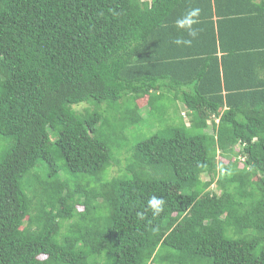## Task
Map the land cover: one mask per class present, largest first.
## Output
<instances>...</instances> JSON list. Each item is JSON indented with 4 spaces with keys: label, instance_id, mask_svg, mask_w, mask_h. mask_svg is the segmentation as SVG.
Listing matches in <instances>:
<instances>
[{
    "label": "trees",
    "instance_id": "obj_1",
    "mask_svg": "<svg viewBox=\"0 0 264 264\" xmlns=\"http://www.w3.org/2000/svg\"><path fill=\"white\" fill-rule=\"evenodd\" d=\"M0 136V264H264V0H0Z\"/></svg>",
    "mask_w": 264,
    "mask_h": 264
},
{
    "label": "rangeland",
    "instance_id": "obj_2",
    "mask_svg": "<svg viewBox=\"0 0 264 264\" xmlns=\"http://www.w3.org/2000/svg\"><path fill=\"white\" fill-rule=\"evenodd\" d=\"M146 104H147V97H144L137 101V105L140 108V113L143 119L138 125L132 127L131 129L127 131L130 145H135L138 142L146 140L152 134L156 132H160L165 127V124H166L164 122L162 123L157 122L156 118L159 117L160 115L166 119L171 117V119L173 118V120L175 121L179 119L178 115H180L182 119L184 120L185 124L188 125V118L186 114L187 109L185 108L184 104L178 103V114H176L174 113V111H172L173 110L172 103H170V101H164L161 105L164 107V110H166V112L157 111L155 115L149 114V112L147 111L149 109L146 106ZM88 107L89 106L87 104L83 103L80 105L73 106V109L77 112H82L84 109H87ZM8 145H9V141L0 136V151H2L4 148L7 149ZM120 156H121L120 157L121 161L123 158L126 157V153H124V149L122 150V153ZM123 165H124L123 162L119 166L116 164H113V166L109 168L105 178L109 179L113 176L119 175L123 169ZM202 179H203V176H202ZM204 179L208 180L206 176L204 177ZM213 187L214 186H212L211 188ZM79 210H81V208H79Z\"/></svg>",
    "mask_w": 264,
    "mask_h": 264
},
{
    "label": "clouds",
    "instance_id": "obj_3",
    "mask_svg": "<svg viewBox=\"0 0 264 264\" xmlns=\"http://www.w3.org/2000/svg\"><path fill=\"white\" fill-rule=\"evenodd\" d=\"M201 14V9L199 7L188 9L183 15L179 16L175 21V27L181 33H186L187 38L184 35L178 36L173 43L177 46L190 47L194 40L199 36L200 29L196 27L199 24V17ZM148 209L151 211L153 217L159 216L165 207L164 199L152 196L148 200ZM141 219H143V214H138Z\"/></svg>",
    "mask_w": 264,
    "mask_h": 264
}]
</instances>
